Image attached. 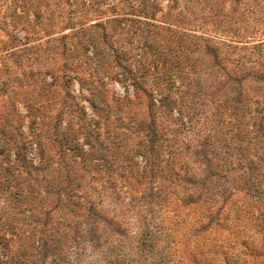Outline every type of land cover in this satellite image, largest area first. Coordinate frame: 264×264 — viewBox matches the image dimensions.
Wrapping results in <instances>:
<instances>
[{
  "label": "rangeland",
  "instance_id": "obj_1",
  "mask_svg": "<svg viewBox=\"0 0 264 264\" xmlns=\"http://www.w3.org/2000/svg\"><path fill=\"white\" fill-rule=\"evenodd\" d=\"M0 264H264V0H0Z\"/></svg>",
  "mask_w": 264,
  "mask_h": 264
}]
</instances>
